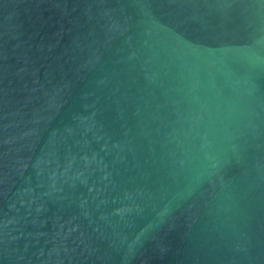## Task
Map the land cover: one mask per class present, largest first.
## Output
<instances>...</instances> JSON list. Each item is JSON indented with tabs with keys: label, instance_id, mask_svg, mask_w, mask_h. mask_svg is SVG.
<instances>
[{
	"label": "water",
	"instance_id": "1",
	"mask_svg": "<svg viewBox=\"0 0 264 264\" xmlns=\"http://www.w3.org/2000/svg\"><path fill=\"white\" fill-rule=\"evenodd\" d=\"M0 264H264V0H0Z\"/></svg>",
	"mask_w": 264,
	"mask_h": 264
}]
</instances>
